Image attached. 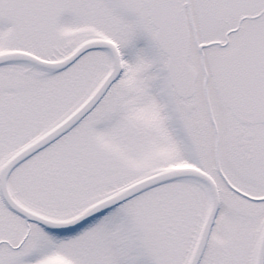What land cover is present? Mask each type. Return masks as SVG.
Wrapping results in <instances>:
<instances>
[{
    "label": "snow or ice",
    "instance_id": "1",
    "mask_svg": "<svg viewBox=\"0 0 264 264\" xmlns=\"http://www.w3.org/2000/svg\"><path fill=\"white\" fill-rule=\"evenodd\" d=\"M0 264H264V0H0Z\"/></svg>",
    "mask_w": 264,
    "mask_h": 264
}]
</instances>
